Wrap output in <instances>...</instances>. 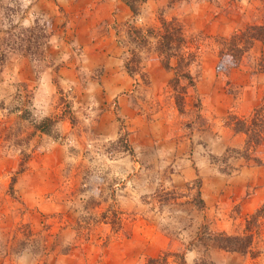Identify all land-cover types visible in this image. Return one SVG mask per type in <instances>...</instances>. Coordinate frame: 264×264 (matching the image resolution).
<instances>
[{"label":"rangeland","instance_id":"obj_1","mask_svg":"<svg viewBox=\"0 0 264 264\" xmlns=\"http://www.w3.org/2000/svg\"><path fill=\"white\" fill-rule=\"evenodd\" d=\"M40 1L47 0H0V40L12 37L15 44L13 51L5 46L7 57L0 65V170L5 171L0 174V264H146L163 253L169 254L167 264H180L179 254L187 264H264V219L251 221L256 226L249 227L253 241L247 254L219 250L210 234L236 235L239 224L246 229L239 202L222 211L218 205L201 210L194 204L201 199L200 178L183 180L179 155L191 157L179 150L191 135L199 142L197 133L206 122L189 86L188 105L180 113L168 83L157 89L146 69L147 79L140 70L130 97L132 112L121 114L114 104L118 133L109 137L99 125L94 91L81 83L60 86L59 67L74 61L78 51L59 34L65 22L55 19L58 1L48 0L55 4L52 12ZM231 1V13L244 6ZM258 1L246 27L264 26V0ZM216 4L212 13L226 9ZM192 32L196 41L180 50L190 54L192 44L204 50L187 68L192 77L199 75L202 61L219 63V51L234 61L221 46L229 37ZM255 42L264 44L243 43L240 59L264 71L263 60L249 55ZM124 44L133 47L127 38ZM228 65H221L215 86L233 91L227 87ZM232 154L209 161L227 175L235 166L228 162ZM214 193L207 187L206 194Z\"/></svg>","mask_w":264,"mask_h":264},{"label":"crops","instance_id":"obj_2","mask_svg":"<svg viewBox=\"0 0 264 264\" xmlns=\"http://www.w3.org/2000/svg\"><path fill=\"white\" fill-rule=\"evenodd\" d=\"M56 1H58L60 17L55 19L57 22L60 19L65 22L64 33L61 29L59 34L69 37L68 46L73 45L78 51L74 61L71 60L59 67V84L61 87L68 88L81 83L91 88L100 105L99 125L104 126L103 131L110 133L109 137L113 135V138L118 133L117 124L113 119L114 104L121 114L132 112L130 97L138 83L136 77L139 74L129 76L122 67L125 55L123 40L128 35L129 26L157 30L159 17H162L166 21L179 22L186 36L196 35L192 32L195 30L202 31L209 37L228 38L238 30L237 28L250 24L252 17L249 15L254 16L253 12L256 11L255 8L259 2L258 0H240L239 4L244 5L243 8L238 9L236 13H231L227 11L231 0H175L174 2L135 0L133 2L137 8V16H135L127 0ZM216 2L226 9L212 13L217 6ZM39 3H44L51 12L55 6L48 0ZM224 12H226L225 15ZM202 51L204 50L201 47L199 52ZM210 51L213 54L212 48ZM249 55L260 57L264 62V44L255 42ZM217 64L218 61L211 60L207 64L202 61L201 71L195 80L193 97L196 98L199 107L201 106L200 114L206 120L205 129L199 135L197 133L199 142H192L194 136L191 135L187 138L188 144L180 148L179 153L186 151L188 153L183 154L191 157L188 159L185 155H179V161L184 163L181 173L185 174L183 180L187 182L200 178L201 200L206 211L214 209V205H218L217 208L220 207L222 211L231 201L239 202L237 203L238 215L244 217L242 222L245 228L246 220L264 202V140L255 147L247 148L246 135L235 132L232 128L234 122L227 123L229 119L226 120V118L232 115L249 121L257 106H262L264 109V71L258 70L255 64L244 63L240 59L229 71L227 87H231L233 91H228L215 86V79L219 74ZM145 69L150 85L157 89L166 85L173 74L172 70L165 69L161 65L155 49H152L142 62V72H140L147 79ZM188 100L187 94L183 111L186 110ZM111 102L113 104L109 105ZM74 108L78 109L77 103H74ZM204 135L209 137L204 139ZM227 152L238 155L232 154V157H228V162L234 163L235 166L227 175H221L217 167L210 163L209 158H219ZM242 152L241 156L239 153ZM176 162L178 163V160ZM0 163H3L2 158ZM2 172L5 171L0 170V174ZM207 187L215 189L214 195L206 194ZM242 225L239 224L234 234L245 231L241 230ZM214 233L230 235L223 231H214ZM183 260L184 264H187L186 258Z\"/></svg>","mask_w":264,"mask_h":264},{"label":"trees","instance_id":"obj_3","mask_svg":"<svg viewBox=\"0 0 264 264\" xmlns=\"http://www.w3.org/2000/svg\"><path fill=\"white\" fill-rule=\"evenodd\" d=\"M127 4L131 8L133 14L137 15V8L134 3L127 0ZM27 32L30 29H25ZM128 43H132L133 47L129 48L125 45V55L122 60V67L129 76L134 74H140L143 60L146 55L155 49V52L160 60L161 65L168 70H172L173 78L168 82V87L172 91L174 104L178 112L183 111V105L185 101V87L194 92V85L196 77H192L188 71V67L196 63V56L199 53L200 46H194L192 44L191 49L193 52L190 54L181 53L184 51L185 45H189L196 41L195 36L187 37L184 34L183 27L176 20L166 21L162 17H159V28L153 30L150 28L141 29L134 26H129L128 35L126 36ZM13 38H9V41L5 38L0 40V65H2L7 57L8 50L5 46L10 45L9 51L14 50ZM253 40L264 41V26H248L243 31L235 32L228 39L222 40V48L229 52L233 56V62L227 60L221 51H219V63L217 64V72L220 71L221 65L224 63L228 66L234 67L240 60V56L244 53L246 45H251ZM7 42V43H6ZM12 42V43H10ZM153 43V44H152ZM244 43V44H243ZM243 44V45H242ZM222 50V49H221ZM179 51L180 54L177 52ZM189 56V57H188ZM224 58V59H223ZM175 59V64H172V60ZM235 64V65H233ZM187 69V70H185ZM184 80L185 86L179 88L181 81ZM264 103V97H263ZM257 117H259L257 119ZM228 119L232 122V128L235 132H242L247 137V148L249 146L255 147L264 140V109L262 106L256 107L253 111L252 117L248 120L238 119L235 116L229 115ZM50 121L49 119L46 122ZM72 122V120L70 119ZM255 127L254 129L251 128ZM244 157H246L244 155ZM256 162L258 160L255 159ZM195 206L199 209H204V203L199 198L194 201ZM256 219H264V203L246 220V229L243 234L238 235H226L224 233H214L209 235V240L212 245L219 250L237 253L240 255L247 254L250 251V247L253 241V233L249 227L256 226L254 222ZM168 253H163L154 259H148L146 264H167ZM180 264H184L183 255L179 254Z\"/></svg>","mask_w":264,"mask_h":264}]
</instances>
